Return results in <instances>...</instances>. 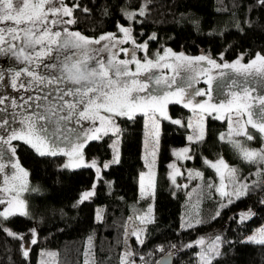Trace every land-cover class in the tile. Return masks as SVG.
Segmentation results:
<instances>
[{"label": "trees", "instance_id": "obj_1", "mask_svg": "<svg viewBox=\"0 0 264 264\" xmlns=\"http://www.w3.org/2000/svg\"><path fill=\"white\" fill-rule=\"evenodd\" d=\"M77 2L80 7L73 12L75 29L95 37L116 31L118 24L128 26L135 45H148L146 51L136 48L134 53L138 57L166 48L188 55L202 54L222 62L239 55L245 60L257 54L264 56V6L257 0H151L147 14L134 20L126 19L122 13L138 11L144 0ZM66 3L71 7L73 0ZM83 8L90 11L85 13ZM152 34L156 39H149ZM169 109L183 123L160 122L153 217L145 225L143 243L131 241L132 255L124 264H155L167 255L173 258V264H197L195 240L216 228L223 232V241L221 255L212 259L211 264H264V246L245 242L246 236L264 224V203H261L264 201V164L242 159L235 146L237 140L244 146L250 141L245 136L230 137V141L221 139L228 134L227 122L212 116L206 118L203 139L191 143V159L187 161L204 174L198 196L201 223L184 228L181 219L187 188L171 183L167 161L172 147L188 138L190 129L186 118L190 111L181 102L171 103ZM248 132L255 136L253 144L264 147L258 129L249 126ZM144 138V117L138 114L131 120L121 119L118 134H106L86 143V156L97 157L101 166L109 162L108 168H102L99 180L93 168H62V155L42 157L24 142H18L17 159L28 172L31 190L37 189V192L29 195L32 218L13 215L6 223L19 231H26L36 223L37 243L30 245L25 258L21 255V241L0 231V264H121L126 219L143 209L138 178L144 169ZM114 142H118V163H113ZM221 157L243 168V174L247 173L248 177L247 194L218 208L216 202L210 203L216 174L207 162ZM94 182V196L77 204L81 194L91 190ZM97 206L103 207L100 221H95ZM208 206L214 207V216ZM249 210L254 215L241 222V214Z\"/></svg>", "mask_w": 264, "mask_h": 264}, {"label": "snow or ice", "instance_id": "obj_2", "mask_svg": "<svg viewBox=\"0 0 264 264\" xmlns=\"http://www.w3.org/2000/svg\"><path fill=\"white\" fill-rule=\"evenodd\" d=\"M150 2L151 0H144L138 11H123L122 14L128 20H134L137 16H145ZM257 3L264 6V0H257ZM79 7L77 0H73L71 7L67 5L66 0H0V57L14 59L27 65L21 68L0 67V83H3L7 78L12 89L23 90L28 93L35 91L38 94H29L26 98L20 97L19 99L0 95V133H3L0 134V159H3L6 151L13 154L16 152V147L12 145V141H22L31 146L42 157L63 153L72 158L69 164L63 165L64 168H95L97 180H99L101 179L99 175L101 169L97 167L95 160H92L91 163L84 162L82 149L88 140L101 139L99 133L102 130L105 135L107 134V130L103 129L104 123H113L112 118L115 116L131 120L137 112L147 115L148 109L153 114L159 112L161 116H164L162 104L167 102V97L182 94L185 87H192V83L189 82L184 87H177L172 93L164 91L153 94L147 83H140L134 79L133 77L140 72V61L136 60L134 51L130 52L127 48L118 47V45L131 39L130 27L117 25L118 31L123 34L122 39L117 38L115 33L102 34L98 39H89L79 32H70L66 27L63 32L53 31L57 25L74 24L76 21L73 12ZM81 10L85 13L90 11L87 8ZM64 17H68V19L65 20ZM149 39H156V35L152 34ZM101 41L104 43L101 44ZM132 43L135 45V40H132ZM93 45L101 46L94 48ZM135 46L146 51L148 45L143 43ZM171 51V49H167L166 54ZM104 52L111 53L106 62L100 55ZM119 52L131 55V60H117L116 56ZM173 55L176 54L173 53ZM180 58L208 60V63L220 67V65L215 64L214 60L205 56L184 57V54L180 53L177 59ZM46 59L51 62L45 63ZM160 59H164V57H160ZM93 61L94 65L91 63ZM133 61L137 65L136 73H132L128 67ZM257 61L260 62L259 67H256ZM237 65H239V60L232 65L225 64L224 67L234 68L244 77L239 86L240 90L232 93L234 97L243 99L249 97L251 92L255 91L256 83H259V81L250 82V78L260 76L261 80L264 81V56L257 54L250 64L239 67ZM145 66L156 67L158 65L149 60ZM165 67H169V65H165ZM22 77H26V79H22ZM146 79H150L155 88H159L161 85L169 88L171 84L176 83L174 78L171 83L161 77H147ZM209 84H211V80H209ZM236 84L235 80L230 82V86ZM142 93L144 95H141ZM193 95H204V93L201 90H196ZM258 102L259 105L264 106V95L258 97ZM158 104L161 106L158 107ZM249 107L245 104L240 105V108L248 114V123L257 128L260 133H264V107H261L257 113L260 123L253 122L252 113L248 112ZM101 111L107 115H101ZM81 120H86L89 123H95L96 120H99L101 127L87 131L82 126L79 128L69 127V124L73 123L79 125ZM172 122L181 124L178 119ZM14 125H18V127H14ZM188 126L191 127V124ZM114 130L119 131L118 128ZM244 135L247 140L253 139L246 132ZM223 138L222 136L221 139ZM197 139H203L202 131ZM188 140L191 141L192 137L189 136ZM65 142L67 143L65 144ZM61 144H65V147H68L70 151L64 152ZM235 146L247 162L264 164V147L259 150H249L242 147L238 141L235 142ZM45 148L47 150H43ZM180 151L187 153L189 149L184 148ZM186 158L191 159V157ZM113 163H118V158L114 159ZM217 163L228 170L229 176H234L236 169L229 168L223 159L218 160ZM211 166L220 172L217 164ZM3 167L4 165L0 164V170ZM12 167L19 169L25 177L28 175L18 163L13 164ZM103 167L106 169L109 164H104ZM196 175L202 176L201 173H196ZM223 176L224 173L221 172L222 180ZM174 181L175 177H173ZM209 186L211 187V185ZM95 187L96 183L94 182L91 190L81 194L77 204L84 203L94 196ZM242 187L244 191L233 193L237 199L241 195L247 194V185ZM21 190L26 189L22 186ZM221 194L229 195L227 192ZM4 203L5 200L0 198V204ZM230 203H232L231 199L228 200V204ZM226 206L227 204L221 207ZM9 209L0 211V219L6 220L13 215L27 219L32 218L31 213L27 210V204L23 200L14 204L9 202ZM148 211L149 213L152 212L151 206ZM219 215L220 212L217 211L216 216ZM252 215L254 213L251 210L242 213L241 222ZM194 226L193 224L188 225V227ZM0 231H4L10 238L20 240L21 255L25 258L28 257L30 249L24 247V233H15L3 227H0ZM28 231L33 238L27 243L36 244V229L32 228ZM133 235L136 236L137 234L133 233ZM137 238L139 237L137 236ZM220 239L217 237V243L210 246L208 253H204L203 264H211L212 259L221 255L218 243ZM89 240L91 241V237ZM140 242L143 243V241ZM245 242L264 246V229L247 237ZM196 243L202 244L203 239L201 238ZM125 255L131 256L132 253H125Z\"/></svg>", "mask_w": 264, "mask_h": 264}, {"label": "rangeland", "instance_id": "obj_3", "mask_svg": "<svg viewBox=\"0 0 264 264\" xmlns=\"http://www.w3.org/2000/svg\"><path fill=\"white\" fill-rule=\"evenodd\" d=\"M64 19L67 20L68 17H64ZM65 27L68 28L70 32H79L83 36L88 37L89 39H98L102 35L100 34L95 37H90L79 31L78 29H75L73 27V24L57 25L53 28V31L59 30L63 32V29ZM107 33H103V34H107ZM110 33H115L117 38L119 39L123 38V34L118 31V28L116 29V31ZM103 43L104 41H101V44ZM136 45H140V44H136ZM100 46L101 45H93L94 48H99ZM118 47L127 48L130 50V52L135 51L137 48L132 43V38L128 40V42L118 45ZM113 51L115 50L113 49ZM166 51L167 48L163 49L162 51L153 52L152 55H148L146 57H138L139 54L135 55L136 60L140 61L141 69L139 74H137L133 78L140 83H147L149 85V90H151L153 94L164 91L172 93L175 92L177 87H184V85L189 82L192 83V87L191 88L185 87L184 92L182 94L169 95L167 97V102L162 104L163 112L165 113L164 116H161L159 112L153 114L150 109L147 110L148 111L147 115L141 114L140 112H137L135 114V115L138 114L143 115L144 127H145V138L143 142V152H142L144 169L139 174V178H138L139 194L143 202V209L141 211L139 210L133 215H130L126 219V224L123 234V247L120 255L121 264L126 263L130 257V256H126L125 253H132L131 241L135 240L137 243L139 244L141 243L140 241H142L144 237L145 225L153 217V193H154V185H155V177H156V169H157V144H158V136L160 130V122L162 120H167L172 122L178 119L181 121V124L183 123V119L180 116L178 117L172 116V114L170 113L169 105L174 102H181L183 106L190 111V115L187 116L186 118V125L188 126L189 124H191V127L188 126V128L190 129V133L188 137L191 136L192 140L190 141L187 138L186 142H184L183 144L173 146L171 149V158L167 161V167H168L167 173L171 183L176 186H182L187 188L186 205L184 204L182 219H181V225L184 228L188 227L189 224L197 225L201 223L200 205H199L198 196L201 191L200 180L204 177V174L201 170L194 169L189 164H187V161L190 159L186 157H191L190 145L195 139H197L201 131L202 132L204 131L206 118L208 116H212L218 120L227 122L228 134L226 135V137L222 135L224 137L223 140L226 141H230L231 140L229 139L230 137L236 138L237 136H245L244 133L245 132L247 133V129L249 128V126H252L251 124L248 123L247 112H244L240 108V105L242 104L249 105L250 107L248 108V112L252 113L253 122L255 123L261 122L258 119L257 113L259 112V109L264 106L259 105L258 97L264 95V81L261 80L260 76L250 78V82L259 81V83H256L255 91L251 92L249 97L243 99H241L240 97H234L232 93L240 90L239 86L242 83L244 77L240 73H238L234 68L224 67L225 64L232 65L235 64L238 60H239V65H237V67H239L240 65H248L253 59L256 58L257 55L248 60H245L242 55H239L235 59L227 62L216 60L215 64L220 65V67H215L214 65L208 63V60H186L183 58L177 59V57H179L180 52H175L172 50L170 53L166 54ZM173 53L176 55L174 56ZM100 55L101 57H103V59L106 62L110 58L111 53L104 52L101 53ZM199 56H202V54H198V55L184 54V57H199ZM160 57H164V59H160ZM116 59L131 60V55H126L124 52H119L118 55L116 56ZM149 60H151L153 64L158 66L156 67L145 66L147 61ZM44 62L49 63L51 61L46 59ZM91 63L94 65V61ZM259 64L260 62L257 61L256 67H259ZM165 65H169V67H165ZM25 66L27 65L21 64L18 61H15L14 59L0 57V67L2 68H8V67L21 68ZM128 67L132 73H136L137 65L134 61L130 63ZM147 77H161L162 79H167L170 83L174 78L176 83L171 84V87L169 88H165L163 85L159 86V88H155L153 87L152 81L150 79H146ZM22 79H26V77H22ZM209 80H211V84H209ZM232 80H235L237 82L235 86H230V82ZM196 90H201L204 93V95H193V93ZM29 94L38 95L35 91L28 93L23 90L16 91L12 89L9 86V82L7 78L3 83H0V95L2 96L16 97L17 99H19L20 97L26 98ZM141 95H144V93H142ZM157 106L160 107L161 105L158 104ZM101 115H107V113L101 111ZM123 118L125 117H119V116L113 117L112 118L113 123L109 124L105 122L103 125V129L107 130V134H118L119 131H115L114 129L118 128L120 130V122L121 119ZM81 126L84 128V130L87 131L95 127H101V124L99 120H96L95 123H89L86 120H81L79 125L75 123L69 124L70 128L71 127L79 128ZM14 127H18V125H14ZM99 135L103 137L105 135L104 131L102 130L101 133H99ZM248 135H251L253 139L248 140L250 141L249 143H247L248 145L244 146V144L242 143H240V145L249 150L261 149L260 146L253 144L255 136L252 135L250 132H248ZM261 135L263 136L262 137L259 135V137L260 138L262 137L263 139L261 144H264V133H261ZM89 141L92 140L90 139L86 143H88ZM237 141L240 142L239 140ZM18 142H22V141H12V145L14 147H17ZM66 143L67 142H65V144ZM86 143L84 144V146L86 145ZM65 144H61V148H63L64 152L70 151L68 147H65ZM84 146L82 149L84 155V162L91 163L92 160H95L97 162V167H99L102 170V168H104L103 167L104 164L101 166L97 157L86 156L84 154ZM113 148H114V157H115L114 159H117L119 157L118 142L113 143ZM184 148H188L189 151L187 153H181L180 150ZM43 150H47V148ZM238 151L242 156L239 149ZM57 155H62L63 157L60 163L62 168H64L63 165L69 164L71 162L72 158H70L69 156L64 155L63 153H58ZM241 158L243 159V157ZM220 159H223V161L229 166V168L236 169L234 176H229L228 170L224 169L221 165L217 163L218 160ZM16 163L19 164L20 168H23L27 172V170L19 163L16 156V152L13 154L10 151H6L3 159H0V164L4 165L3 169L0 170V198H3L5 200L4 204H0V211L10 210L9 202L14 204L19 200H23L26 202L27 210L30 212L29 195L32 193H36L37 189L35 191L31 190L32 186L29 181L28 175L25 177L23 173L19 171V169H13L12 165ZM207 163H209L210 166L212 164H217V167L220 168V172H218L216 168H213L215 169L216 180L212 182L213 183L212 190L215 192L216 196L214 195V192H212L210 203L216 202L218 204V208H221L222 205L228 203L229 199L233 200L236 198V196L233 195V193L236 191H241L243 189L242 186L247 184L246 178L248 176L246 175L247 173L243 174L245 171L243 168L235 164L228 163L223 157L214 161L209 160V162ZM105 164H109V162H106ZM256 164L258 165L260 163L257 162ZM65 169H76V168L69 167ZM93 169L95 170L96 173V169L95 168ZM221 172L224 173L223 180L221 179ZM196 173H201L202 176H197ZM173 177H175L174 182H173ZM96 179H97V174H96ZM22 186L26 190H21ZM5 189H7V191H5ZM222 192H227L229 193V195L228 196L222 195L221 194ZM16 193H19V195H16ZM150 206L152 207V212L149 213L148 209ZM209 206H208L209 212L211 213L212 216H214L215 215V213L213 212L214 207H209ZM102 213H103V207L97 206L95 209V221L101 220ZM6 220L0 219L2 227L4 229H9L15 233H24L25 234L24 247L29 249L31 244L27 243V241L31 240L33 237L28 230L32 228L36 229V223L26 231H19L9 227L8 224L6 223ZM261 229H264V224L260 226L256 231H254L252 234L246 236V238L254 234H257ZM133 233H136L137 235L134 236ZM137 236L139 238H137ZM217 237L221 238L220 241L218 242L219 251H220L223 241V232L219 228L211 229L206 234L199 236L195 240V244L196 246H198L197 264H203L202 257L204 256V253H208L210 246H212L214 243H217L216 241ZM201 238L203 239V243L202 244L196 243L197 241L201 240ZM209 255H211V253H209Z\"/></svg>", "mask_w": 264, "mask_h": 264}, {"label": "water", "instance_id": "obj_4", "mask_svg": "<svg viewBox=\"0 0 264 264\" xmlns=\"http://www.w3.org/2000/svg\"><path fill=\"white\" fill-rule=\"evenodd\" d=\"M155 264H173V258L171 256H162Z\"/></svg>", "mask_w": 264, "mask_h": 264}]
</instances>
